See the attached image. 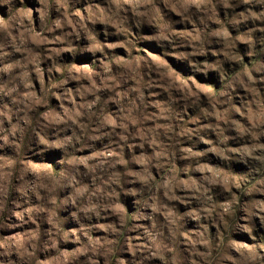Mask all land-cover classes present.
Instances as JSON below:
<instances>
[{"label":"rangeland","instance_id":"1","mask_svg":"<svg viewBox=\"0 0 264 264\" xmlns=\"http://www.w3.org/2000/svg\"><path fill=\"white\" fill-rule=\"evenodd\" d=\"M0 264H264V0H0Z\"/></svg>","mask_w":264,"mask_h":264}]
</instances>
